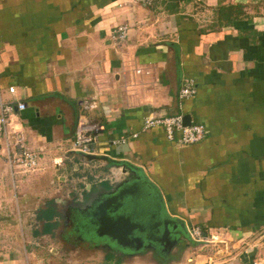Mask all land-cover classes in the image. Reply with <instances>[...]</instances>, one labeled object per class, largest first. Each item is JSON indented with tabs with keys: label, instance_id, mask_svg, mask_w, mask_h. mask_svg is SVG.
<instances>
[{
	"label": "crops",
	"instance_id": "crops-1",
	"mask_svg": "<svg viewBox=\"0 0 264 264\" xmlns=\"http://www.w3.org/2000/svg\"><path fill=\"white\" fill-rule=\"evenodd\" d=\"M123 2L0 0V100L26 105L11 125L39 153L23 174L0 145V264H264V0ZM120 25L128 34L116 43ZM185 78L196 93L181 100ZM177 113L204 127L202 141L176 146L159 127L141 130ZM81 118L98 126L90 155L101 160L70 150ZM85 169L100 176L96 189L143 183L152 222H172L168 246L141 237L120 257L110 244L60 252L51 238L64 217L47 233L37 215L93 189ZM90 223L95 232L80 221ZM194 227L216 242L192 238Z\"/></svg>",
	"mask_w": 264,
	"mask_h": 264
},
{
	"label": "built area",
	"instance_id": "built-area-1",
	"mask_svg": "<svg viewBox=\"0 0 264 264\" xmlns=\"http://www.w3.org/2000/svg\"><path fill=\"white\" fill-rule=\"evenodd\" d=\"M156 0H124L123 4H141L145 6L151 5ZM129 27L120 25L114 32V41L121 43L127 38ZM139 71H137L138 73ZM8 93L15 94V88L9 87ZM196 93L194 81L185 78L182 81V86L179 92L181 100L192 98ZM90 105H84V109H88ZM26 109V105L22 101L14 103L3 102L0 100V145L4 146L6 163L11 169L18 170L23 174L33 172L39 166V153L29 149L26 145V140L21 129L11 125V118L14 113H21ZM182 115L177 113L171 116L162 117H147L143 121L141 130L147 131L152 128L159 127L163 130L166 139L169 142H175L176 146H189L199 143L205 137V129L201 125L190 123L189 126H184ZM179 137L176 139L175 135ZM98 135V126L88 122L85 118L78 120L74 132V138L70 145V150L76 154L90 155L91 148L96 143ZM132 138H136L137 134H132ZM126 137H121L118 140H113L111 145L124 144ZM192 238L207 242H216V236H204L198 227L191 229Z\"/></svg>",
	"mask_w": 264,
	"mask_h": 264
},
{
	"label": "water",
	"instance_id": "water-1",
	"mask_svg": "<svg viewBox=\"0 0 264 264\" xmlns=\"http://www.w3.org/2000/svg\"><path fill=\"white\" fill-rule=\"evenodd\" d=\"M182 121L184 126H189L191 122L188 115L183 116ZM77 155L82 158L81 162L84 163L101 160V158L91 155ZM134 185H127L118 190H115L112 186H110L108 190L106 188H103V190L98 189L99 191L95 199L89 206L83 209H78L76 207L71 209L76 213H80L83 220L86 219L87 221H92L97 224L98 228L95 234L98 237L105 236L107 238L105 240H110L109 242L115 241L117 238L127 239L130 243H137L136 249L138 250L143 243L141 240L142 236L166 248L170 241L168 233L170 226L172 227V222L167 219L151 222L155 213H148L150 214L148 216V221L150 223L148 227L143 228L138 224L136 222V219L139 218L138 214L131 210L128 203L124 202V196L130 191L128 188ZM156 214L158 215L157 212ZM135 230H138V235L133 233ZM102 243H104V241H102Z\"/></svg>",
	"mask_w": 264,
	"mask_h": 264
},
{
	"label": "flooded vegetation",
	"instance_id": "flooded-vegetation-1",
	"mask_svg": "<svg viewBox=\"0 0 264 264\" xmlns=\"http://www.w3.org/2000/svg\"><path fill=\"white\" fill-rule=\"evenodd\" d=\"M99 181V180H98ZM97 181V183H98ZM121 182V181H120ZM124 183V181H122ZM121 182V183H122ZM97 183L90 184L91 187L97 186ZM119 184L112 183V187L115 189L118 187ZM119 189V188H118ZM117 188L115 190H118ZM129 193L124 196V202L128 203L129 207H131L132 211H135V213L138 214L139 218L136 219V222L140 224L143 228L148 227L150 224L148 221V216L150 214L148 213H155L154 211L148 210L150 206L147 205V198L146 196V188L143 185V183H137L134 186H131L128 188ZM148 195V193H147ZM77 201H81L80 199H77ZM55 202V201H54ZM75 202L67 203L66 201L62 200L60 205V217H64V222H66V226H63L64 231L62 232L63 235L59 237V239L56 236H53L54 239H56V242L54 239L51 238V241L56 244L60 243L58 247L60 248V252H63V254L73 253V258H81L82 256L87 255L90 252L91 256L94 254V251L92 249L98 248L97 245H107L110 244L111 247L103 248L106 250L111 251V253L115 256H123L122 254L126 253L125 251H131V252H137V243H130L127 239L123 238H117V240L109 242L107 240H104V244L102 242L95 241V232H92V230L95 229L94 225L90 223V225H81L80 221L75 217V213H70L68 208L74 204ZM77 203V202H76ZM56 204V203H55ZM57 206V204H56ZM58 207V206H57ZM75 207V206H74ZM73 208V207H72ZM77 208V206H76ZM79 208V207H78ZM141 215V217H140ZM89 222V221H87ZM152 222V221H151ZM96 231V230H95ZM133 233H136L135 235H138V230H135ZM142 237V236H141ZM87 239V240H86ZM100 241V240H99ZM102 241V240H101ZM101 247V246H100ZM89 249L90 251H87L85 249ZM101 249V248H98ZM87 253H86V252ZM68 256V255H66Z\"/></svg>",
	"mask_w": 264,
	"mask_h": 264
},
{
	"label": "trees",
	"instance_id": "trees-1",
	"mask_svg": "<svg viewBox=\"0 0 264 264\" xmlns=\"http://www.w3.org/2000/svg\"><path fill=\"white\" fill-rule=\"evenodd\" d=\"M98 187V186H97ZM107 190L110 189V187L106 188ZM99 190L96 189V187H94L93 189H91L89 192H85L82 196V199L81 201H77L76 199V202L74 200V204H72L68 209H71L72 207H76L77 208L79 207L80 209H83L87 206H89L91 204V202L95 199V196L97 194ZM73 203V201H72ZM60 208H58L55 204V202L53 200H50L48 201L45 206H44V210L42 211H39L38 212V215H37V218L39 220H44L47 222V226L45 227V231L47 233H52V231L54 230V228H56V224L54 222V219L57 217L59 218L60 217ZM50 221L52 223H50ZM109 260V259H108ZM119 263V262H117Z\"/></svg>",
	"mask_w": 264,
	"mask_h": 264
},
{
	"label": "rangeland",
	"instance_id": "rangeland-1",
	"mask_svg": "<svg viewBox=\"0 0 264 264\" xmlns=\"http://www.w3.org/2000/svg\"><path fill=\"white\" fill-rule=\"evenodd\" d=\"M89 166V165H88ZM98 168H96V171H95V173L97 174L98 173V170H97ZM81 173H78L79 174V179H81V176H83V177H85L84 179L85 180H81V181H83L84 183H86L87 182V184H94V183H97V181L100 179V176H96V174H93L92 172V169H85V171H80ZM97 187V186H96ZM73 190H70V191H68V193L67 192H63L62 194L64 195V194H66L67 193V195H66V198H64L63 197V200L64 201H66L67 203H71L72 201L74 202V200H75V202H76V199H80L81 198V194H78V193H76L75 191L74 192H72ZM79 192H82V191H79ZM61 197V195L60 196H58L57 198H60ZM70 213H72V212H74L75 213V217L78 219V221H83V219L81 218V214L80 213H76L74 210H72V209H69L68 210ZM57 236H58V239H59V237L61 236V233L59 232L58 234H56ZM55 240V242H56V239H54ZM53 241V240H52ZM85 249V248H84ZM85 250H87V251H89V249H85ZM86 252V251H85ZM87 253V252H86Z\"/></svg>",
	"mask_w": 264,
	"mask_h": 264
}]
</instances>
